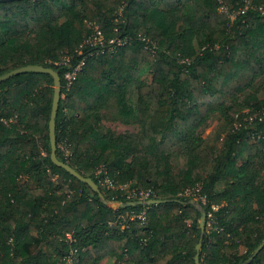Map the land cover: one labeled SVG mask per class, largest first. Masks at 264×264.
<instances>
[{
  "label": "trees",
  "instance_id": "obj_1",
  "mask_svg": "<svg viewBox=\"0 0 264 264\" xmlns=\"http://www.w3.org/2000/svg\"><path fill=\"white\" fill-rule=\"evenodd\" d=\"M247 1H0V74L25 64L58 71L56 156L99 189L50 159L52 76L23 71L1 80L0 264H68L72 249L74 264L106 254L114 264H264V86L261 97L247 93L264 73V0ZM220 6L235 11L234 19ZM181 8L188 16L178 15ZM93 23L105 38L128 41L101 52L84 43ZM82 58L66 87L64 73ZM146 70L150 81L137 87L138 138L102 130L104 100L116 97L121 113L130 114L127 86ZM215 111L222 120L201 136ZM99 167L170 201L114 209L100 193L108 202L130 200L102 183ZM196 184L206 199L204 228L211 222L198 263L201 212L178 194ZM141 210L144 221L126 216Z\"/></svg>",
  "mask_w": 264,
  "mask_h": 264
},
{
  "label": "rangeland",
  "instance_id": "obj_2",
  "mask_svg": "<svg viewBox=\"0 0 264 264\" xmlns=\"http://www.w3.org/2000/svg\"><path fill=\"white\" fill-rule=\"evenodd\" d=\"M250 4V0L247 1ZM247 6V5H246ZM219 10H224L229 13L230 19L233 20L235 16V11H231L230 7L220 6ZM178 15L185 17L188 16V12L185 8H181L178 10ZM191 22L190 18L186 19V25H189ZM67 57H65L66 59ZM151 79V73L146 70L141 72L138 76L134 77L130 84L127 86V90L125 93V99L127 105L131 108L132 112L127 115H123L117 105L116 97L110 96L109 98L105 99L102 106L99 108L100 114V127L104 131H108L110 134L117 136V135H125L132 140H136L140 135V121L139 116L141 115L142 104L138 101V93L137 87L141 84L148 83ZM264 86V73L259 74L256 76L251 85L247 88V93H254L256 92L258 97L262 96V89ZM221 116L219 111L211 112L206 124L200 128V135L201 136H210L217 128L218 124L221 121ZM202 130V131H201ZM173 150L176 152L177 147H174ZM172 164L173 166L177 164V156L173 155L172 157ZM258 166L262 164L261 162H256ZM263 165V164H262ZM261 172H264V165L261 167ZM103 183V181H102ZM104 184V183H103ZM223 186L220 182L216 184V189H220ZM196 204L200 205V202L194 199ZM217 206L215 205V208ZM127 225H123L121 229L126 228ZM211 228V222L208 221L206 227L203 230V233L208 232ZM243 250L242 247H240ZM115 257L112 254H106L96 263L91 264H114ZM71 263V262H70ZM119 264H134L129 260L125 259L122 260Z\"/></svg>",
  "mask_w": 264,
  "mask_h": 264
},
{
  "label": "built area",
  "instance_id": "obj_3",
  "mask_svg": "<svg viewBox=\"0 0 264 264\" xmlns=\"http://www.w3.org/2000/svg\"><path fill=\"white\" fill-rule=\"evenodd\" d=\"M118 18V17H116ZM90 27L92 28L91 34L84 39V43L89 44V45H96L98 46V49L101 52L104 51H109L112 52L117 46L124 45L127 41V37H117V36H111L110 38H105V35L103 31L99 28L98 24H89ZM142 40L145 41V46L150 49L155 48L154 42H152L149 39H146L144 36L142 37ZM81 50H79V53ZM65 62L68 60V57L64 59ZM84 64V58H82L70 71H66L64 73V78L66 82V87H68L71 84L72 79L75 78L76 73L81 70L82 65ZM250 118V117H249ZM97 173H102L103 176V183L107 187L111 188H117L121 190L122 196H124L127 200L133 201V200H147V199H152L155 198V193L151 188H144V187H137L133 186L130 187L128 183H118L114 181L107 173L106 170L103 168L99 167L96 171ZM179 195L188 197L192 200L196 199L197 201L200 202V204H205V197L201 195L200 193V185L196 184L194 187H186L183 190H181ZM129 219H140L144 221L146 219V213L145 210H141L138 213H131V214H126ZM111 225V222L109 223ZM123 226V224H122ZM65 237L68 241H72V234L70 232H67L65 234ZM76 254V250L72 249L70 250L68 256L66 257V262L68 264H74V256ZM71 262V263H70Z\"/></svg>",
  "mask_w": 264,
  "mask_h": 264
},
{
  "label": "water",
  "instance_id": "obj_4",
  "mask_svg": "<svg viewBox=\"0 0 264 264\" xmlns=\"http://www.w3.org/2000/svg\"><path fill=\"white\" fill-rule=\"evenodd\" d=\"M23 71L46 72V73H49L53 78V96H52L51 111H50V116H49V121H48V134H49V142H50V159H51V161L53 163H55L56 165L65 168L67 171H69L74 176H76V177L80 178L81 180L87 182L91 186L92 189H94L96 191L99 190L97 184L90 177L80 175L72 166H70L66 162L61 161L56 156V153H55V149H56V145H55V116H56V110L58 107V102H59V97H60V89H61V80H60V76H59L58 71L51 68V67H46V66H42L39 64H25L22 66L15 67V68H13V69H11V70L3 73V74H0V81L10 77L11 75H14V74H17V73H20ZM100 197H101L103 202L109 204L114 209H116L120 206L125 207V206L137 205V204L151 205V204H159V203H164V202L170 201L169 199L152 198V199H147V200H133V201H124V202L114 200V201L108 202L103 197V195L101 193H100ZM190 202L193 203L201 212L200 219H199V224L201 227V236H200L199 241L195 245L196 253L194 255L195 261H196V263H198V249L200 248V245H201V237H202V233L204 230L205 213H204L202 207L199 204H196V202H194V200L191 199ZM262 246H263V243H261L254 250L252 256L255 253H257V251ZM252 256H250V258L248 260H250L252 258Z\"/></svg>",
  "mask_w": 264,
  "mask_h": 264
}]
</instances>
